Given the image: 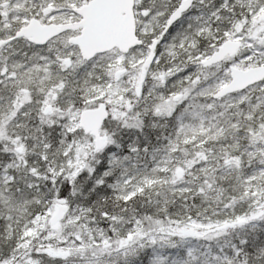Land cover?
I'll list each match as a JSON object with an SVG mask.
<instances>
[{
    "label": "snow or ice",
    "instance_id": "obj_1",
    "mask_svg": "<svg viewBox=\"0 0 264 264\" xmlns=\"http://www.w3.org/2000/svg\"><path fill=\"white\" fill-rule=\"evenodd\" d=\"M0 264H264V0H0Z\"/></svg>",
    "mask_w": 264,
    "mask_h": 264
}]
</instances>
